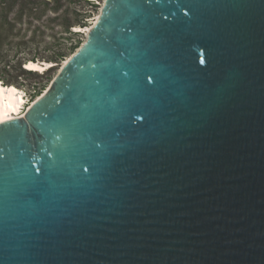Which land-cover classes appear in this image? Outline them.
<instances>
[{
	"label": "water",
	"instance_id": "obj_1",
	"mask_svg": "<svg viewBox=\"0 0 264 264\" xmlns=\"http://www.w3.org/2000/svg\"><path fill=\"white\" fill-rule=\"evenodd\" d=\"M85 35L0 124V264H264V0H103Z\"/></svg>",
	"mask_w": 264,
	"mask_h": 264
},
{
	"label": "trees",
	"instance_id": "obj_2",
	"mask_svg": "<svg viewBox=\"0 0 264 264\" xmlns=\"http://www.w3.org/2000/svg\"><path fill=\"white\" fill-rule=\"evenodd\" d=\"M101 0H0V58L6 60L0 67V81L3 85H15L14 78L17 76L8 70L9 57L16 58L15 70L19 74L36 75L43 77L58 66L63 60L68 58L82 43V39L77 37L80 31L72 30L71 27H85L89 25L92 14L98 10ZM77 4H81L84 9H78ZM53 14V15H52ZM43 19L42 22L37 23ZM36 20V21H35ZM58 20V29L50 32L48 36L53 37V52L44 57H37L36 47L31 44L34 41L37 31L44 35L50 22ZM35 21V22H34ZM24 23L27 25L24 26ZM30 35L27 37L28 32ZM76 36V37H74ZM65 47H61L62 41L68 42ZM50 48V47H45ZM29 60L49 61L55 63L42 72L28 69L24 66ZM47 77V76H46ZM51 76L47 77L49 79ZM46 82L41 87H34L35 91L30 95V101L34 100L43 89Z\"/></svg>",
	"mask_w": 264,
	"mask_h": 264
},
{
	"label": "rangeland",
	"instance_id": "obj_3",
	"mask_svg": "<svg viewBox=\"0 0 264 264\" xmlns=\"http://www.w3.org/2000/svg\"><path fill=\"white\" fill-rule=\"evenodd\" d=\"M102 5H103V0H101L99 2L98 10L95 11L90 18H88L90 24H92L94 22L93 20L95 19L97 14L98 15L100 14ZM76 7L78 9H84L85 8L83 6L81 7V4H77ZM42 21H43V19L39 20L37 23L42 22ZM57 23H58V20L50 22L49 27H54V28L53 29H47L45 31L44 35H40V31L39 30L37 31L36 37H35L34 41L31 44L33 47H36V51L35 52H36L37 57H44L43 59H45L46 57H48V55H50L53 52L54 48H51V46L53 45V37L52 36H48V34L50 32H52V31L58 29V26L56 25ZM25 25H27V24L24 23V26ZM71 29L81 32L80 34L77 35V37H80L82 39V43L86 40V35H85L86 32L81 30V28H78V26H76V27H71ZM29 35H30V31L28 32L27 37ZM74 37H76V36H74ZM62 43L63 44H61L60 48L61 47L63 48L66 45H68L69 44V40H68V42L62 41ZM45 47H50V48L46 49ZM65 60H63L60 64H58V66H56V68L54 70H52L50 73H48L47 75H43V77L36 76V75L19 74V72L17 70H15L16 58L9 57L8 62H9V65L12 66V68H9L8 70H10V72L13 73L14 75L17 74V76L14 78L15 86H17L19 88V90L22 92V94L24 92L26 94V96H28L30 98L29 94L32 92L33 87H41V85L46 82L45 89H43L42 92L38 96H40L41 94L44 93V91L50 86L51 82L53 81V79L55 78L57 73L59 72V70L62 67L63 62ZM4 62H6V60H4V59L2 60L0 58V67H2ZM53 64H55V63H53ZM46 76L47 77L51 76V77L49 79H47ZM36 98L37 97H35V99ZM32 101H30V102L28 101V104H31ZM28 104H25L23 106V110L26 111L27 107L29 106Z\"/></svg>",
	"mask_w": 264,
	"mask_h": 264
},
{
	"label": "bare ground",
	"instance_id": "obj_4",
	"mask_svg": "<svg viewBox=\"0 0 264 264\" xmlns=\"http://www.w3.org/2000/svg\"><path fill=\"white\" fill-rule=\"evenodd\" d=\"M98 16L99 15L97 14L95 19H97ZM92 24L78 28H81V30L85 31L86 34H88L91 31ZM41 62L42 61L29 60L28 62L25 63L26 68L34 69L42 72L46 70L48 67L54 65L53 62H49V61H43L42 63ZM24 102H25V98L17 86L12 84L3 85L0 81V124L2 122L9 121L10 119L23 116L25 113V110L22 109ZM31 104H28L29 106L27 107V109L30 107Z\"/></svg>",
	"mask_w": 264,
	"mask_h": 264
},
{
	"label": "built area",
	"instance_id": "obj_5",
	"mask_svg": "<svg viewBox=\"0 0 264 264\" xmlns=\"http://www.w3.org/2000/svg\"><path fill=\"white\" fill-rule=\"evenodd\" d=\"M35 91V88L33 87V89H32V92L29 94V96L33 93ZM23 96H24V98H25V102H24V104H23V106L25 105V104H28V101L30 102V98L28 97V96H26V94L23 92ZM27 97V98H26ZM22 109H23V107H22Z\"/></svg>",
	"mask_w": 264,
	"mask_h": 264
}]
</instances>
